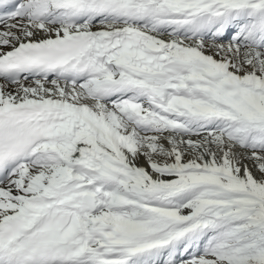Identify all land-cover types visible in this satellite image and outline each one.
I'll use <instances>...</instances> for the list:
<instances>
[{
  "label": "snow or ice",
  "instance_id": "snow-or-ice-1",
  "mask_svg": "<svg viewBox=\"0 0 264 264\" xmlns=\"http://www.w3.org/2000/svg\"><path fill=\"white\" fill-rule=\"evenodd\" d=\"M0 264H264V0H0Z\"/></svg>",
  "mask_w": 264,
  "mask_h": 264
}]
</instances>
